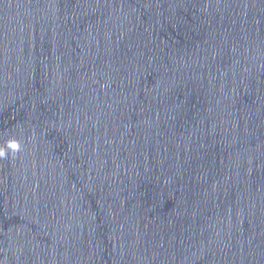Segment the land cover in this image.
Segmentation results:
<instances>
[{
	"label": "water",
	"instance_id": "water-1",
	"mask_svg": "<svg viewBox=\"0 0 264 264\" xmlns=\"http://www.w3.org/2000/svg\"><path fill=\"white\" fill-rule=\"evenodd\" d=\"M0 264H264V0H0Z\"/></svg>",
	"mask_w": 264,
	"mask_h": 264
}]
</instances>
